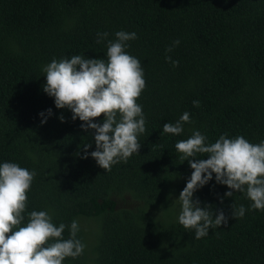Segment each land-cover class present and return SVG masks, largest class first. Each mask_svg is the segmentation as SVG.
<instances>
[{
    "label": "trees",
    "instance_id": "1",
    "mask_svg": "<svg viewBox=\"0 0 264 264\" xmlns=\"http://www.w3.org/2000/svg\"><path fill=\"white\" fill-rule=\"evenodd\" d=\"M120 30L138 36L126 51L144 69L137 103L146 131L139 154L105 171L91 156L81 158L85 143L95 150L94 137L43 92L41 68L77 54L106 60L96 34L114 39ZM49 108L53 115L41 124L39 113ZM185 111L192 123L184 132L163 134V124ZM194 129L209 143L225 133L264 140V0H0V163L37 173L26 218L47 210L57 226L79 222L86 248L63 264H264V211H246L199 240L178 223L179 193L192 169L175 143ZM227 191L213 175L194 199L226 215L232 203L249 208L239 191L221 204ZM88 223L96 225L90 237Z\"/></svg>",
    "mask_w": 264,
    "mask_h": 264
},
{
    "label": "clouds",
    "instance_id": "2",
    "mask_svg": "<svg viewBox=\"0 0 264 264\" xmlns=\"http://www.w3.org/2000/svg\"><path fill=\"white\" fill-rule=\"evenodd\" d=\"M96 43L106 42V56L86 58L73 55L71 58L53 59L42 66L46 83L43 92L54 99L57 109H67L71 119H79L81 129L94 137L95 150L85 143L83 156H91L105 171L114 165L127 163L135 153L139 154V135L146 131V117L137 100L146 87L141 61L129 54L128 42L138 39L135 32L116 31L114 39L108 32H98ZM180 41L173 42V46ZM172 47L166 49L171 52ZM173 67L178 60L165 56ZM198 100L193 101L199 107ZM53 115L52 109L41 112L40 123L45 124ZM103 116L102 122L96 118ZM59 120L65 122L61 114ZM190 113L185 111L175 123H164L163 134L180 136L184 125L191 124ZM180 160L187 161L192 169L186 186L179 193L180 211L178 223L194 232V239L208 235L210 229L227 226L229 219L243 218L246 211H264V140L251 143L244 136L229 138L222 134L213 142L199 130L175 143ZM198 155L206 158H198ZM37 173L21 167L18 163H0V264H63L66 258L76 259L83 255L86 244L78 238L79 222L58 226L47 210H32L25 217L28 192ZM215 176V182L225 185L229 191L218 196L223 204L234 191L245 194L251 201L244 205H230V215L222 208L213 212L211 204H204L194 193L207 185ZM68 230L69 237L63 233Z\"/></svg>",
    "mask_w": 264,
    "mask_h": 264
},
{
    "label": "rangeland",
    "instance_id": "3",
    "mask_svg": "<svg viewBox=\"0 0 264 264\" xmlns=\"http://www.w3.org/2000/svg\"><path fill=\"white\" fill-rule=\"evenodd\" d=\"M96 227L95 223H88L85 227V230L88 232L87 235L88 237H90V232L94 230V228Z\"/></svg>",
    "mask_w": 264,
    "mask_h": 264
}]
</instances>
